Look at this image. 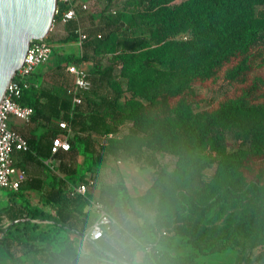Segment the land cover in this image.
Listing matches in <instances>:
<instances>
[{
  "label": "trees",
  "instance_id": "obj_1",
  "mask_svg": "<svg viewBox=\"0 0 264 264\" xmlns=\"http://www.w3.org/2000/svg\"><path fill=\"white\" fill-rule=\"evenodd\" d=\"M68 5L57 0L52 20ZM99 5L80 52L56 54L57 63L88 65L81 103L71 105L70 95L56 86L49 93L68 111L60 117L82 130L72 127L69 146L80 144L86 169L108 156L150 159L161 152L175 159L170 168L151 159L156 174L141 191L128 193L121 179L100 190V196L110 195L101 199L114 219L105 234L138 230L133 244L116 250L104 235L86 239L82 249L75 240L53 246L38 232L32 237L43 244L28 243L26 264H98L103 257L114 264H192L200 254L229 247L235 253L228 264H264V76L251 75L264 66V0H106ZM77 24L66 19L62 35L48 32L45 38L74 41ZM31 73L16 99L32 107V117L45 92ZM219 77L227 88L200 106L207 81ZM56 175L48 170L46 181L27 183L41 206L21 193L16 207L0 209V221L3 213L9 219L7 226L0 222V264H21L12 248V228L26 234L41 221L82 234L96 218L89 198L70 196ZM129 211L148 213L152 220L132 227L125 219ZM173 235L185 238L188 253L173 249ZM137 248L144 252L132 263Z\"/></svg>",
  "mask_w": 264,
  "mask_h": 264
},
{
  "label": "rangeland",
  "instance_id": "obj_2",
  "mask_svg": "<svg viewBox=\"0 0 264 264\" xmlns=\"http://www.w3.org/2000/svg\"><path fill=\"white\" fill-rule=\"evenodd\" d=\"M82 3L85 4L84 8L81 7ZM73 5L75 9H78L81 12L80 14L76 15V17L78 15L79 17L74 18L77 20V25L85 33L92 32L96 21V17H93V15H96L98 10L100 9L99 3L96 2V0H75L73 1ZM48 32H51L57 36L62 35L64 33V21H62L61 19L52 20L50 28L47 30L45 35ZM45 39L52 43L54 40L52 38ZM74 50L80 52V42H78V39L71 42H58L52 47V51L48 58L59 52H72ZM43 64L44 63L41 62L38 65L34 66L33 71L37 70V68L39 67H42ZM82 65L85 68L88 66L85 63H82ZM59 70H61V73L57 71L46 72L44 74V80L42 81L43 84H47L48 87L54 86L61 79V76H64L65 74L64 69H62V67ZM251 75L253 77L264 76V66L252 70ZM207 85L208 87L202 89L203 99L199 102L200 106L208 103L211 98L219 96L221 92L228 86L223 80H221L220 77L213 81H207ZM225 140L228 147L233 144V140L230 137L229 133L225 135ZM107 158L108 159L105 166H91L87 171L86 161L83 164L82 162L77 163L76 170L73 174V177L77 179L79 174L86 171L85 177H89L92 179V183L89 186L90 193H92L91 197L99 199L103 205L104 202L101 198L107 199L110 196L106 192H104L102 196H100L99 194L101 188H103L106 184H114L118 179H121L124 182L128 193L132 194L134 192L141 191L145 188L147 184H150L152 182L156 174L155 167L157 166L155 164H162L166 168H170L173 164L175 156L168 153L155 152L151 154L150 159L149 157L143 156L137 158L108 156ZM116 158L119 159V162L116 161ZM151 159H153L155 164L152 163ZM75 162L76 158H73V160L71 158L69 160L70 164H73ZM205 171L208 174L211 171V168H206ZM26 172L28 176L43 175L42 168L37 164H30L29 166H27ZM24 184L25 183H21V187H18L14 191L4 187H0V209L4 207L6 208L8 205L16 207L19 200L21 199V193H23V197H25L30 204L41 206L38 193L32 189L26 190L25 187L22 188ZM47 215L48 217H50L51 213ZM1 218V224H3V226H7L9 222L8 215L6 213H3ZM125 219L128 225H131L135 228L144 226L145 223L150 222L152 220L151 215L148 213H134L132 211H129L126 214ZM38 222L39 223L35 226L36 228L29 230L28 233H26L27 235L23 234L21 232V229H11V231L15 234V239L12 243V248L14 253L20 256L22 260L21 264H26L27 262V255L24 250L25 248H27L28 243H32L35 245L43 244V240L34 239L32 237L34 236V234H38V232L45 233L50 244L53 246L61 245L65 241L73 242L74 240V244L78 249H82L81 246H85L84 242L83 245L81 244V242H77V236L74 233L68 232L57 225L53 226L48 225L45 222ZM122 224H125V222H123ZM21 225L22 223H20L18 226ZM30 225L31 223H29L27 226ZM136 233H138V230H127L124 233H119L116 231L107 237L109 243L113 246V248H115L116 250H121L126 244L131 245L136 241ZM170 239L171 241L177 243V245L173 248L176 252H180L182 254H186L189 252V247L184 237L173 235L170 237ZM256 249H254V251ZM143 252L144 251L142 248H137L136 250H134L133 254L135 257H141ZM234 253L235 249L229 247L221 251L200 254L194 257L192 264H228L229 261L233 259Z\"/></svg>",
  "mask_w": 264,
  "mask_h": 264
},
{
  "label": "built area",
  "instance_id": "obj_3",
  "mask_svg": "<svg viewBox=\"0 0 264 264\" xmlns=\"http://www.w3.org/2000/svg\"><path fill=\"white\" fill-rule=\"evenodd\" d=\"M57 1V0H56ZM69 5L60 11L59 19L65 21L69 18H76L75 7L72 0H59ZM84 8L85 4L82 3ZM56 9H54L55 11ZM78 42L86 37V33L79 26L75 29ZM57 44V43H55ZM54 43L47 41L44 37L31 38L28 41V47L25 50L22 63L13 71L9 78L2 97L0 98V187L15 190L22 177L23 170L18 169L14 163L13 152L15 150H29V145L25 137L17 130L11 127L8 117L10 115L18 116L23 120H28L32 114V107L28 104H22L17 101L21 88L29 84L27 76L33 71L34 66L48 59ZM64 71L70 75V81L65 86L66 92L70 95L72 105H77L82 101L81 89L88 87L86 69L82 64L64 62ZM58 126L63 130L51 138L48 154L41 157V161L52 171H55V156L59 150L69 148L68 136L71 134V126L62 119L57 121ZM109 134V133H108ZM119 162V159L116 158ZM92 183V179L86 177L77 184L69 186L67 193L85 194L87 188ZM91 208L96 212V218L90 223L86 231L82 234H75L77 242H83L86 239H98L105 235V231L114 223L113 217L106 211L102 202L97 198H89ZM162 230L160 234H164ZM81 248H83L81 246ZM145 250L150 248V243L145 245Z\"/></svg>",
  "mask_w": 264,
  "mask_h": 264
},
{
  "label": "crops",
  "instance_id": "obj_4",
  "mask_svg": "<svg viewBox=\"0 0 264 264\" xmlns=\"http://www.w3.org/2000/svg\"><path fill=\"white\" fill-rule=\"evenodd\" d=\"M105 1L106 0H96V2L98 3L100 2L101 4L104 3ZM76 10H77V14L81 13L78 9H75V12ZM58 42L59 41H57L56 39L53 40L54 44ZM72 53H78V52L77 50H74L72 51ZM42 63H44L42 67L37 68V70L32 71L31 73L32 75L35 76V80H36V83H38L39 88L45 92L44 95H40L38 97L39 102H38L37 107L35 108L37 109V112L35 111V115L32 117L30 115V118L28 120H23L22 118H19L18 116H15V115H10L8 117V121L11 127L19 131L25 137L29 145V150H26V151L15 150L13 152L14 163L18 169L23 170V174H24L19 184L25 183L24 187L26 188V190L27 189L33 190V188L28 187L27 183L29 184V182H32L34 179L41 180L42 182L46 181V176H45L46 172H48V170H51V169H49L41 161V157L47 155V152L49 150V146L51 143V138L55 134L61 133L63 131L57 124L58 120L63 119L62 117H60L61 113H63L64 111L68 113V111L64 110L62 106L59 105L60 97L59 96L56 97L53 94H49L52 86L48 87L47 84H43L42 82L44 80V74L48 71L49 72L57 71L61 73L60 72L61 70L59 69L61 67L62 69H64L63 68L64 61L57 63L56 54H55L51 56L50 58H48V60ZM69 81H70V75L65 72L64 76H61V79L54 86L59 87L64 92H66L65 86L67 85ZM72 127L75 132L82 133V130L76 127L75 125H73ZM72 127H71V130H72ZM54 129L56 130L55 132L53 131ZM73 130L71 132H73ZM71 158L72 160L73 158L74 159L76 158V162L73 164H70L69 160ZM107 159L108 158L106 157L103 164L101 165H92V166H95V167L105 166L107 163ZM55 160L57 162L56 167H55V172L57 173L56 177L66 182L63 185L64 188L77 184L78 182L86 178L85 173L89 168L86 169L85 172L79 174L77 179L73 177V174L76 170L77 163L82 162L83 164L85 162V160H83V154L81 152L80 144H75V145L73 144L72 147L69 146V148L66 150H59L56 153ZM30 164L39 165L43 170V175L42 176H28L26 172V167L29 166ZM69 174H72V178L67 177V175ZM71 179L73 183L70 182ZM91 194L92 193H90V190L88 187L85 192V195L88 198H92ZM105 236H107V234H105ZM106 239L108 238L106 237ZM142 255L141 257H135L134 254H132L131 262L132 263L140 262ZM98 264H114V263L111 258L103 257Z\"/></svg>",
  "mask_w": 264,
  "mask_h": 264
},
{
  "label": "water",
  "instance_id": "obj_5",
  "mask_svg": "<svg viewBox=\"0 0 264 264\" xmlns=\"http://www.w3.org/2000/svg\"><path fill=\"white\" fill-rule=\"evenodd\" d=\"M55 5L56 0H0V98L29 39L44 37L50 28Z\"/></svg>",
  "mask_w": 264,
  "mask_h": 264
}]
</instances>
